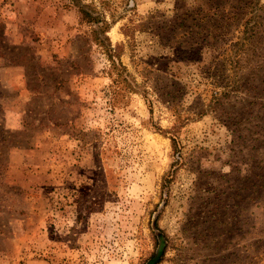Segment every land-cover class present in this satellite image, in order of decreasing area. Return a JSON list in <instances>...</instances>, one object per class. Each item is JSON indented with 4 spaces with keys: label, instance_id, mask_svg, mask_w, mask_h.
Segmentation results:
<instances>
[{
    "label": "rangeland",
    "instance_id": "1",
    "mask_svg": "<svg viewBox=\"0 0 264 264\" xmlns=\"http://www.w3.org/2000/svg\"><path fill=\"white\" fill-rule=\"evenodd\" d=\"M0 264H264V0H0Z\"/></svg>",
    "mask_w": 264,
    "mask_h": 264
},
{
    "label": "trees",
    "instance_id": "2",
    "mask_svg": "<svg viewBox=\"0 0 264 264\" xmlns=\"http://www.w3.org/2000/svg\"><path fill=\"white\" fill-rule=\"evenodd\" d=\"M80 13H81L83 22L93 23V22H99L100 21V18L98 16H96V14H93L91 11L87 10L86 8L81 7ZM108 28H109V24L107 22H105V24H102V26L99 27V30L104 35L105 38L101 39V38H99V35H98V36H96L95 39L100 41V44L106 48L108 56L111 59H113L114 57H118L119 52L117 51V49H113L106 44V41L108 42V40H109L108 37L106 36V34L108 32ZM98 34H99V32H98ZM125 35L128 37L130 36L128 34V32H125ZM112 63H113V70L114 71L116 70V71H118V73L122 71V70L121 71L118 70L119 66L117 65L116 62H114V60L112 61ZM120 68H123V66L121 65ZM156 258L157 257H155V259Z\"/></svg>",
    "mask_w": 264,
    "mask_h": 264
}]
</instances>
